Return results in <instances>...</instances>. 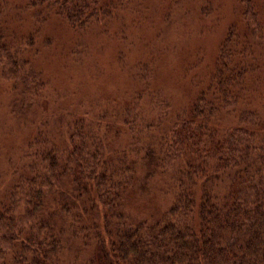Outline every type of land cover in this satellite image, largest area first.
<instances>
[{
  "label": "trees",
  "instance_id": "trees-1",
  "mask_svg": "<svg viewBox=\"0 0 264 264\" xmlns=\"http://www.w3.org/2000/svg\"><path fill=\"white\" fill-rule=\"evenodd\" d=\"M141 1L24 0L18 10L35 26L54 18L83 30ZM239 3L174 108L134 69L141 88L121 112L54 122L55 134L26 139L0 173V264H264V26L250 0ZM34 43L0 45V79L21 102L41 92ZM143 94L160 98L156 108L145 95L152 110L141 109ZM25 103L13 118L29 123ZM146 180L157 181L161 206L132 216L128 201ZM79 233L92 235L89 256L69 252Z\"/></svg>",
  "mask_w": 264,
  "mask_h": 264
},
{
  "label": "rangeland",
  "instance_id": "rangeland-1",
  "mask_svg": "<svg viewBox=\"0 0 264 264\" xmlns=\"http://www.w3.org/2000/svg\"><path fill=\"white\" fill-rule=\"evenodd\" d=\"M250 1L258 26H264V0ZM23 3L0 0L6 14L0 19L2 25L6 23L0 26V45L19 46L26 52L27 40L33 37L32 52L37 54L32 67L41 75V92L38 96H22L25 99L21 102L17 91L11 93L9 84L0 79V173L14 163L36 129L49 137L60 126L54 122L64 126L77 116L87 119L90 113L121 112L130 101L128 95L133 93L134 85L137 90L140 87L138 82L133 84L134 69L141 76H153L148 81L164 89L166 94H161V99L169 100L174 108L179 104L178 88L184 87V81L201 78L198 74L216 51L227 27L234 26L239 18L240 5L239 0H142L126 13L113 12L110 21L77 30L60 25L54 18L35 26L26 12L18 10ZM164 44L170 47L164 48ZM187 65L192 69H186ZM145 95L141 109L156 108L160 98L146 95L153 99L151 108ZM14 96L16 104L12 103ZM25 101L31 103L29 119L34 126L13 118L20 107L17 104L26 106ZM156 182L146 180L143 193L128 201L130 215L142 217L161 206ZM119 213L113 211L111 216ZM77 236L69 240V252L92 254V235Z\"/></svg>",
  "mask_w": 264,
  "mask_h": 264
}]
</instances>
